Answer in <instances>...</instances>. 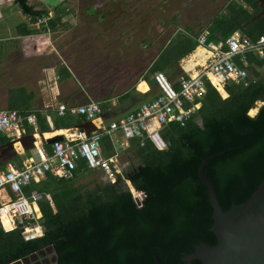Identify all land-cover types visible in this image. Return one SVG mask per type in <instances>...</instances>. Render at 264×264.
Masks as SVG:
<instances>
[{
	"label": "trees",
	"instance_id": "trees-1",
	"mask_svg": "<svg viewBox=\"0 0 264 264\" xmlns=\"http://www.w3.org/2000/svg\"><path fill=\"white\" fill-rule=\"evenodd\" d=\"M15 2L27 17L17 25L19 36L56 31L72 12L61 2L49 17L48 9H39L29 0ZM263 9L264 0H227L207 26L208 41L218 42L237 31L257 40L264 34V16L252 19ZM41 17L49 19L38 27ZM198 36L180 32L172 38L159 49L140 80L154 88L158 71L170 79L177 77L180 61L196 49ZM250 59V76L245 82L230 84L227 97L208 82L200 109L186 125L171 122L163 129L165 149L156 148L148 139L144 145L140 138L130 141L129 151L138 164L130 167L126 176L145 194L142 206L123 185L122 175L116 183L82 182L85 175L98 172L79 162L73 179L50 174L25 189L27 194L37 190L53 197V205L45 197L39 201L45 232L40 238L25 240L20 230L6 231L0 225V264L48 246L58 252L59 264H157V258L162 264H191L188 256L199 245H215L214 209L199 176L203 158L216 155L206 164L205 174L214 183L224 210L247 201L264 181V104L255 117L249 114L255 103L264 101V73L258 70L264 60L256 56ZM24 91L9 90V109L30 111L20 102ZM129 96L127 91L120 101ZM103 100L97 102L105 112L111 105L105 97ZM36 114L40 131L51 130L46 115ZM53 121L55 129H65L79 125L83 118L68 113L55 116ZM32 132L34 128L28 125L27 133ZM10 140L1 135L0 145ZM102 141L104 155L112 156L111 137L104 136ZM15 160L20 161L18 157ZM193 264L201 262L194 260Z\"/></svg>",
	"mask_w": 264,
	"mask_h": 264
},
{
	"label": "built area",
	"instance_id": "built-area-1",
	"mask_svg": "<svg viewBox=\"0 0 264 264\" xmlns=\"http://www.w3.org/2000/svg\"><path fill=\"white\" fill-rule=\"evenodd\" d=\"M5 0H0L1 7ZM52 16L49 14V17ZM49 17H41L37 26L47 24ZM209 29L206 28L198 36V45L204 46L211 54V61L202 67L196 75H183L180 88L176 89L170 78L163 71L154 74L159 94L152 100L120 118L103 122V109L99 102L91 101L79 106L59 104L60 116L66 114L84 116L94 122L100 121L97 130L90 134L85 129L70 128L69 134L58 139L47 149L43 145H35L31 153L21 160H11L0 165V191L6 190L8 199L0 203V225L6 230H20L25 240H35L44 235L42 213L39 201L45 197L53 205L50 193L25 189L33 182H41L50 174L58 178L73 179L79 162L97 172L102 173L108 182L116 183L120 173L119 157L125 152L132 139L140 138L142 145L150 140L156 148L163 150L167 142L162 135L163 129L171 122L186 125L192 115L200 109L210 82L219 91L232 83L245 82L250 76L248 66L250 57L256 56L264 60V34L257 40L235 32L218 42L208 41ZM259 70L264 71V64ZM257 77L255 76V80ZM34 128L35 136H40L39 118L35 112H23L16 109H0V136L18 140L27 133V126ZM110 136L115 153L106 157L103 152V137ZM117 136H119L117 138ZM123 138L124 141L121 139ZM25 152V150H24ZM129 185L133 186L129 180ZM136 190V189H135ZM137 192L134 198L143 205L144 197ZM139 195V196H138Z\"/></svg>",
	"mask_w": 264,
	"mask_h": 264
},
{
	"label": "rangeland",
	"instance_id": "rangeland-1",
	"mask_svg": "<svg viewBox=\"0 0 264 264\" xmlns=\"http://www.w3.org/2000/svg\"><path fill=\"white\" fill-rule=\"evenodd\" d=\"M29 2L39 9L45 8L50 12H53L54 7L61 2L68 4L72 9L70 16L65 18L66 24L56 33L50 32L51 41L59 37L55 39V45L61 49L67 48V52H64L65 57L69 62L72 61L78 76L96 90L93 99L102 103L112 83L117 81L126 88L141 76L143 73L141 71L149 58L166 44L165 40L172 33L168 31L169 24L177 23L176 27L183 29L190 26L195 33H200L207 28L227 0H29ZM1 10L3 18L0 20V54L12 51L16 53L15 60L20 62V52L28 44L33 46L36 40L31 39L32 41L29 40L28 43L18 37L17 25L27 20V17L15 0H5ZM146 29L151 34L149 37L143 35ZM157 34L162 38L158 39ZM147 39H150V42H147ZM102 40H118V45L115 47V43H107L108 50L102 51L100 49ZM147 50L149 51L145 54ZM120 54L125 55V58L116 60L115 56ZM55 58L58 56H51L48 61L55 63ZM116 61L118 62L115 64ZM109 64L112 68L105 72V67ZM16 77V81L19 82L18 72ZM3 78V62H0V86L3 85ZM138 89L140 85L134 92L138 93ZM28 153L26 152L23 157L26 158ZM137 164L138 161L133 158L129 148L119 157L123 185L129 187L133 194L142 192L129 185L126 169ZM94 179L98 182L107 181L100 172L85 175L81 181L89 182ZM140 197L143 198L144 195Z\"/></svg>",
	"mask_w": 264,
	"mask_h": 264
},
{
	"label": "crops",
	"instance_id": "crops-1",
	"mask_svg": "<svg viewBox=\"0 0 264 264\" xmlns=\"http://www.w3.org/2000/svg\"><path fill=\"white\" fill-rule=\"evenodd\" d=\"M49 13L53 15V12H49ZM2 18H3V14L0 15V20ZM104 20H101V22H103ZM66 22L67 21L64 19L63 23ZM176 26L177 23L176 25H172V24L168 25L169 28L168 31L172 33L165 40L166 44L169 43L171 39L177 36L180 32L188 33L191 35L192 34L200 35L206 29L205 28L200 33H195L196 31H194V29H192L190 26H186L184 29L181 27L177 28ZM61 27L62 26H60L58 30L53 31V33L59 31ZM50 34L51 33L49 32L41 35L37 34L31 36H18L22 38L24 42H28L31 39L36 40V43L33 44V46L28 44L27 47L26 48L24 47L23 51L20 52V62L15 60L16 53H13L12 51H5L3 55L0 54V62H3V68H4V78L2 81L3 85L0 86V94H1L0 106H2V108L0 109H9V90L16 88H24L25 91L21 93L22 100L20 102H24V104L26 103L29 107L28 109L32 112L35 113L43 112L46 115L47 121L51 127V130L40 131L42 136L41 134L39 137L35 136L36 144L43 145L47 149L51 148L52 138L58 135L64 137L65 135L69 134L70 131L73 130V129L69 130L70 128L79 127L80 124L89 121L87 118L77 115L78 117L83 118V121L79 125L61 130L55 129L53 118L59 115L57 111L59 104L65 103L69 106H79L85 104L86 101L88 102L95 101L93 98H95L94 95H96L97 93L94 88L89 86L86 81H83L78 76V73L73 68L72 61L70 60L69 62V60L65 57L64 52H67V48L64 47L63 49H61L55 45L54 43L55 39L59 37H56L53 41H51ZM143 35L149 37L151 34L146 29V32ZM156 37L158 39L162 38L160 34H157ZM101 39H103V37ZM108 41L107 40L101 41L100 49L102 51L108 50L107 43L110 44L111 42H113L115 43V47L118 45V40H111L109 42ZM147 42H150V39H147ZM199 49L204 50L205 53L201 56L194 58L195 60L192 61L191 59L193 55ZM148 51L149 50L145 51L144 53L147 54ZM156 55L157 52L153 53V55L149 58L146 65L143 67V71H141V73L143 72L142 74L146 73V71L148 70L149 66L152 64L153 59L155 58ZM51 56L54 57L58 56V58H55L56 59L55 63H50L48 61V58H50ZM129 56L131 55H128V57ZM115 58L116 60L117 59L122 60L125 58V55L124 56L122 54H120V56L116 55ZM210 61H211L210 52L208 53V50L204 46L198 45L191 54L187 55L180 61L178 65L180 74L177 77H174L170 80L172 81L173 84L180 85L181 76L196 75L202 69V67L208 64ZM117 62L118 61H116L115 64ZM109 68L111 69L112 65L110 64L109 66L106 65L105 72H107ZM259 71L261 72V74L264 73V71L261 70ZM17 72L19 74V80H20L19 82L16 81ZM256 77L258 79V76ZM134 82L135 84L128 85L125 88L122 85L118 84L117 81H115L114 83L111 84L110 87H108L104 97L106 98V100L108 99V101L110 102L109 104L111 106L108 109V111L105 112L103 111V122L106 121L104 122L105 124H108L109 121L120 118L138 109L143 102L152 100L159 94V89L157 84H155V87L153 88L149 82L145 80H140V78ZM139 85H140V89H138L139 90L138 93H135L134 89H136ZM127 91H129L130 96L126 98L124 101H120V98ZM220 92L224 97L228 96L227 90L225 88L221 89ZM97 124L99 126L101 122L98 120L96 121L95 125L97 126ZM56 130L57 131L65 130V132L53 133ZM47 133H52V134L50 136H47L46 135ZM118 137L119 136H117V138ZM121 139L124 141L123 138ZM17 148H18L17 157L20 160L21 158L22 159L25 158V156L23 157V155H25L26 152H29L28 155L31 153L30 150L24 152L23 148L19 143L17 144ZM7 195L8 194L6 190L0 191V203L8 199Z\"/></svg>",
	"mask_w": 264,
	"mask_h": 264
},
{
	"label": "water",
	"instance_id": "water-1",
	"mask_svg": "<svg viewBox=\"0 0 264 264\" xmlns=\"http://www.w3.org/2000/svg\"><path fill=\"white\" fill-rule=\"evenodd\" d=\"M263 16L264 9L252 20ZM79 127L85 129L88 134L97 130V126L90 120L80 124ZM62 138L63 136L58 135L51 141ZM18 141L10 140L0 145V165L17 157L18 143L25 151L36 145V137L33 133L24 135ZM214 158L216 155L203 158L199 176L207 186V194L214 209L213 231L217 236V243L215 245L202 243L188 256V260L191 264L194 260H199L201 264H264V181L247 201L234 204L230 209L224 210L219 202L214 183L205 174L206 164ZM135 201L140 202L137 198ZM41 251H44L46 255L53 252L54 247L49 246ZM41 251L40 254H42ZM39 253L33 252L9 264H28L31 257ZM157 264H162L159 258H157Z\"/></svg>",
	"mask_w": 264,
	"mask_h": 264
},
{
	"label": "flooded vegetation",
	"instance_id": "flooded-vegetation-1",
	"mask_svg": "<svg viewBox=\"0 0 264 264\" xmlns=\"http://www.w3.org/2000/svg\"><path fill=\"white\" fill-rule=\"evenodd\" d=\"M135 167H137V165ZM131 169H133V168H131ZM126 171L128 172L129 168H128V170L126 169ZM45 248H47V247H43V248H40L38 250L32 251L28 255H31L33 252L39 253L41 250H43ZM43 252L44 251H41L42 254L39 253L38 255H33L31 257V261L28 264H59V256H58V252L56 251L55 248H54L53 252L48 253L46 255Z\"/></svg>",
	"mask_w": 264,
	"mask_h": 264
},
{
	"label": "bare ground",
	"instance_id": "bare-ground-1",
	"mask_svg": "<svg viewBox=\"0 0 264 264\" xmlns=\"http://www.w3.org/2000/svg\"><path fill=\"white\" fill-rule=\"evenodd\" d=\"M205 53V51L204 50H202V49H199L194 55H193V57H192V61H194L195 59L194 58H196V57H198V56H201V55H203ZM209 53V52H208ZM144 84V83H143ZM263 105V102H261V101H258L257 103H255V106L252 108V109H250V111H249V114L251 115V116H255L257 113H258V111H259V109L261 108V106ZM61 130V129H60ZM60 132H65V130L64 131H54L53 133H60ZM52 133H47L46 135L47 136H50ZM139 196V195H138Z\"/></svg>",
	"mask_w": 264,
	"mask_h": 264
}]
</instances>
